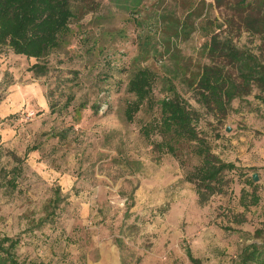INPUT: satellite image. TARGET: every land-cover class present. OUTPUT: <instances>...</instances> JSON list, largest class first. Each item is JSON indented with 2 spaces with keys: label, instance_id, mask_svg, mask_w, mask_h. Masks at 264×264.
I'll return each instance as SVG.
<instances>
[{
  "label": "rangeland",
  "instance_id": "374dc122",
  "mask_svg": "<svg viewBox=\"0 0 264 264\" xmlns=\"http://www.w3.org/2000/svg\"><path fill=\"white\" fill-rule=\"evenodd\" d=\"M233 2L143 0L134 11L91 0L42 75L34 57L0 45V238L18 239L20 261L192 264L189 246L203 264H243V249L264 248V102L256 88L223 107L199 94L213 35L261 49ZM189 8V32L176 35ZM139 67L155 72L152 96L129 121ZM168 79L195 111L200 142L237 165L204 203L189 179L203 163L197 142L181 140L175 155L157 146Z\"/></svg>",
  "mask_w": 264,
  "mask_h": 264
},
{
  "label": "trees",
  "instance_id": "16d2710c",
  "mask_svg": "<svg viewBox=\"0 0 264 264\" xmlns=\"http://www.w3.org/2000/svg\"><path fill=\"white\" fill-rule=\"evenodd\" d=\"M110 1H114L116 6L135 11V7L143 0ZM233 3L238 15L243 16L245 30L260 38L261 49L257 53L237 45L231 37L219 38L217 35H213L205 44L211 63L203 65L201 69L199 94L202 100L219 107L231 103L236 97L250 94L254 88L258 90L254 96L264 102V11L260 10L261 6H251V1L248 0H234ZM82 7L90 9L93 4L91 0H0V45L7 44L16 54L34 57L36 61L30 69L36 75L45 74L49 67L43 58L62 45L69 33L71 19L79 17L78 10ZM194 13L195 8H189L182 20L174 22L176 35L180 32L188 34L191 26L188 20ZM142 43L149 44V40ZM154 78L155 72L149 67L137 68L129 78L127 91L134 98L127 101L124 108L127 120L133 119L146 100L150 103ZM168 89L169 92L158 100L160 118L157 128L162 140L157 146L175 155L176 144L181 140L197 142L203 163L195 173H191L192 177L189 179L196 180L198 200L204 203L209 195L220 188L221 172L233 170L237 165L232 161H224L207 150L196 133L195 111L178 94L171 80ZM150 127L151 125H145L146 134ZM253 202H257L256 197ZM17 242L18 239L11 236L4 235L0 238V264H26L14 255ZM186 255L192 264H203L200 258L193 255L189 246H186ZM240 257L243 264H263L264 248L251 244L242 250ZM31 264L50 263L32 261Z\"/></svg>",
  "mask_w": 264,
  "mask_h": 264
},
{
  "label": "water",
  "instance_id": "95a60500",
  "mask_svg": "<svg viewBox=\"0 0 264 264\" xmlns=\"http://www.w3.org/2000/svg\"><path fill=\"white\" fill-rule=\"evenodd\" d=\"M253 178L254 180H257L258 179V175L256 173L253 174Z\"/></svg>",
  "mask_w": 264,
  "mask_h": 264
}]
</instances>
